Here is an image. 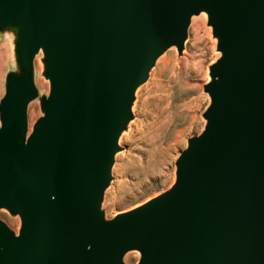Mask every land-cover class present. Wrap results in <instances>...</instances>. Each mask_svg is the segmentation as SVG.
Segmentation results:
<instances>
[{
    "label": "water",
    "instance_id": "95a60500",
    "mask_svg": "<svg viewBox=\"0 0 264 264\" xmlns=\"http://www.w3.org/2000/svg\"><path fill=\"white\" fill-rule=\"evenodd\" d=\"M205 11L220 55L172 185L107 218L137 88ZM17 68L0 99V264H264V0H0ZM42 52L47 95L35 83ZM43 114L29 129L28 105Z\"/></svg>",
    "mask_w": 264,
    "mask_h": 264
},
{
    "label": "rangeland",
    "instance_id": "374dc122",
    "mask_svg": "<svg viewBox=\"0 0 264 264\" xmlns=\"http://www.w3.org/2000/svg\"><path fill=\"white\" fill-rule=\"evenodd\" d=\"M15 32H0V99L6 92V76L17 68L14 52ZM217 37L208 24L206 13L194 15L188 28L182 53L169 47L157 59L149 78L135 92L133 118L119 138L113 179L105 191L102 208L106 217L131 209L169 188L176 177V159L187 146L188 138L204 128L203 112L210 102L204 85L209 66L220 55ZM35 58V83L39 95L49 93V80ZM37 68V69H36ZM43 114L40 98L28 105L29 129ZM1 126V118H0ZM0 218L16 232L19 215L0 209ZM137 250L124 256L127 264H136Z\"/></svg>",
    "mask_w": 264,
    "mask_h": 264
},
{
    "label": "bare ground",
    "instance_id": "6f19581e",
    "mask_svg": "<svg viewBox=\"0 0 264 264\" xmlns=\"http://www.w3.org/2000/svg\"><path fill=\"white\" fill-rule=\"evenodd\" d=\"M202 13H206L205 11H202ZM207 14V13H206ZM207 16H208V14H207ZM41 52V51H40ZM41 60H42V57L40 56V57H38V64L40 65L39 67H42V64H41ZM37 69V68H36ZM209 79H210V75H209Z\"/></svg>",
    "mask_w": 264,
    "mask_h": 264
}]
</instances>
